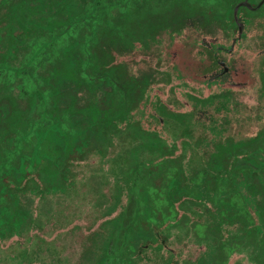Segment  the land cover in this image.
I'll return each mask as SVG.
<instances>
[{"label": "flooded vegetation", "instance_id": "flooded-vegetation-1", "mask_svg": "<svg viewBox=\"0 0 264 264\" xmlns=\"http://www.w3.org/2000/svg\"><path fill=\"white\" fill-rule=\"evenodd\" d=\"M149 1L152 0H139V5ZM156 1L160 4L163 0ZM176 1L189 12L157 10L151 13L149 21L136 20L142 24L136 23L135 31L128 22L117 28L114 23L121 16L113 12L117 19L102 27L111 29L117 41H98V59L95 57L98 54L91 48V41L98 32V21L88 27L89 34H84L82 29H77L76 34H65L68 14L57 25L46 28L45 31L52 34H64L63 38H76L72 45L78 74L69 85L59 87L62 92L74 89L76 96L70 103L55 104L57 112L53 113L50 89L46 85L40 86L42 75L26 90L21 91L15 84L18 93L31 95L28 98L29 113L21 121L15 120V171L19 175V159L27 153L28 158L23 160H28L37 169L44 160L57 177L62 179L66 174L77 177L76 167L88 161L78 154L87 150L88 141L95 142L96 139L95 135L78 133V128L87 122L88 116L96 111L99 113L100 105L116 89L117 103L115 101L110 111L112 117L104 121L98 131L103 141L109 140L102 147L101 161L123 154L124 161L119 159L117 162H123L120 167L125 171H129L134 162L140 163V174L145 181L140 187L141 202L137 206L140 217L128 222L158 226L157 239L162 249L169 240L175 246L170 248L173 253L161 249L164 253H151V258L157 264H264V201L246 200L247 191L254 192L251 189L259 188L258 185L264 187V127L259 129L257 126L253 134L247 135L251 142L239 144V147L230 146V149L226 147L222 169L212 172L207 168L208 160L202 158L208 143L214 141L213 136L220 133L222 123H229L228 114L242 113L240 119L255 114L256 121L261 117L263 105L253 100L254 94L253 109L249 112L243 111L242 101L238 99L245 93H253L250 87L258 88L254 76L251 82L231 77L235 71L244 75L243 60L248 63L250 77L253 74L251 68L259 83V76H264V0H228L224 11H216L211 5L205 10H191L189 7L196 0ZM176 8L180 9L179 4ZM131 9L129 6L124 13ZM4 30V27L0 28V31ZM67 44L60 41L53 46L60 49L62 55ZM246 51L249 58L239 56ZM234 52L239 56L238 69H234ZM119 67L121 71L116 74ZM132 67L137 71L134 72ZM122 71L128 86H123L117 78ZM87 83L96 86L94 97H98V103L90 105L93 96ZM259 93L262 95L260 91L255 92V97ZM68 126L76 131L70 139L65 131ZM35 129L39 132L37 138L33 134ZM105 130L108 132L101 133ZM24 131L26 134L21 138L19 135ZM53 131L59 152H45L40 146L41 137ZM120 131L123 135L128 133L130 140L119 148L116 137ZM73 146L77 155L69 160L67 156ZM194 157L200 160L201 169H190L189 162ZM57 164L61 165V170L57 169ZM195 172H198L197 177ZM222 172L236 179L237 184L227 189L219 188L220 195L212 198V187L207 186L208 177ZM120 189L117 187L118 191ZM229 190L238 192L239 202L228 198ZM145 193L152 196L147 199ZM211 204L218 211L212 213L207 208ZM114 207L115 202L111 208ZM149 210H153V218ZM201 213L207 214L208 222L212 223L213 219L219 227L218 235L214 238L211 235L210 241L203 239L205 235L197 237L194 232L207 225L201 219L205 215L199 217ZM111 220L114 224L117 222L115 218H104L99 224ZM162 225L169 230L164 231ZM190 244L196 246V253H190V250L186 253L189 247L185 246Z\"/></svg>", "mask_w": 264, "mask_h": 264}, {"label": "rangeland", "instance_id": "rangeland-1", "mask_svg": "<svg viewBox=\"0 0 264 264\" xmlns=\"http://www.w3.org/2000/svg\"><path fill=\"white\" fill-rule=\"evenodd\" d=\"M17 0H10L8 3H3V1L0 3V28L4 27V31H0V61H6L9 64H17V60L20 59L21 56L26 55L25 49V42L32 39L34 37V34L41 33L45 34V30L47 27H49L51 24L57 25V23L62 19L66 17V15L72 16L79 10V3L78 0H29V2L26 3L25 6L23 5H17ZM15 2V6H14ZM188 2V1H187ZM193 5L192 3H189L190 5H193L192 7H189L191 10H205L208 9V5L213 6L214 10L216 11H224L226 9V4L228 3V0H196ZM179 4V8H176ZM142 5V6H141ZM136 8H133L126 13L122 14L120 17V23L126 26L125 23H130L133 30H136V23L142 24L141 22L137 21H145L148 19V21L151 19L152 15L151 13L155 11H169L171 12L174 9L177 10H183L186 12H189L183 6V4L178 3L176 0H163L160 4L157 3L156 0H152L147 2L146 4L143 3ZM36 6V7H35ZM14 7V8H13ZM31 7V8H30ZM145 12H150L149 14H145ZM51 13V16L49 17V14ZM123 16V17H122ZM128 17V18H126ZM135 20V21H134ZM137 20V21H136ZM49 24V25H48ZM106 24L100 21L98 22V28L96 32V35L94 36V39L91 41L92 45L91 48L95 51V54L98 55L95 56L97 59L99 58L100 54V48L97 47V42H115L117 41V38L112 36L111 29L104 28L102 26H105ZM52 29H58L57 27H53ZM3 33V34H2ZM132 33V32H131ZM26 40V41H25ZM57 42H67V48L66 51L63 52L61 55L60 49L56 50L55 61L50 64L51 62L43 61V67H40L42 69L39 70V74H37L38 78L39 75L43 76V83L40 84V86H48L50 89V96H51V102L54 104V106L51 108V111L57 112L55 104H58L60 102L70 103L73 101V98H75L76 94L74 89H69L67 92H62L59 90V87L63 84L68 83L70 84L71 81H73L78 74V69L75 63V54L73 50L72 43L76 41V38L72 39H66L63 37H58L55 39ZM70 42V43H69ZM94 43V44H93ZM64 44V43H63ZM70 44V45H69ZM250 54L248 51L244 53H239L240 57H246L249 58ZM239 56L237 57V54L235 52L232 54L233 60H234V69H238L239 66ZM95 58V59H96ZM96 59V60H97ZM243 67L245 69L244 75L240 74L238 72H234L231 77L233 80L237 79H245L248 82L252 81V78L254 76L255 80L254 82L258 85V88L255 89V85L250 87L253 93L244 94L243 96H240L238 99L242 101L243 105V111H250L253 109V100H258L263 105V110L261 112V117L255 119V114L250 115V117H247L245 119H240L242 117V113L240 114H228L229 117V123H222L221 130L219 134H215L213 136L214 141H210L204 151L202 152V155L204 157L203 160L207 161L208 169L217 171V169H222L224 165V149L226 147L234 146L239 147V144H244L245 142H251L252 139H250L247 135L253 134L256 131L257 126L259 129L264 127V76H259L260 83L258 76H255L253 69L251 68V72L253 73L251 77L249 76L248 70V63H246L243 60ZM232 67V66H231ZM132 70L134 72L137 71V68H133ZM121 71V68H118V71L116 74H118ZM186 72V68H185ZM122 74L117 75V78L121 80V84L123 86L127 85V77L125 76V73L123 71ZM236 78V79H235ZM40 80V78L38 79ZM15 78L12 79L9 83L7 81L6 76L0 77V169L3 170V164L2 160L5 159V163L9 165L6 168V171L8 172V175L10 177V180L15 183V177H17L18 171H15L17 164L15 159V126L17 125L15 123L16 119H19L20 121L24 119V116L29 113L30 105L28 98L31 96L30 94H24L22 92L18 93L17 87H15ZM125 83V84H124ZM93 83H87V86L89 87V91L91 96H93V99H91V103H98V97L95 96L96 86ZM118 90H114L111 96L106 97V100L102 105L99 107V113L97 111L95 114L88 116V120L86 123H83L81 128H78V133L83 132L82 135H94L96 136L95 142L93 140L88 141L87 143V151L89 153L86 156V159H88L87 162H82L81 165L77 170V174L75 178V182H68L66 183L62 182V179L60 177H57L54 173V170L52 167L44 160L40 163V168H36L35 166L29 169L33 170L34 167V173L38 174L41 178V181H43L44 184V195H42L40 199V203L38 204L37 214L41 216V218L46 217V215L49 213L55 212V210L59 207H57V199H60V189L57 185L63 184L65 186V190H67L66 185H74V189H76L75 197L78 200L77 207H86V204L90 205V203H94L95 207L97 208V213L100 216L104 212L108 211L109 208L112 207V204L116 203V197L119 195V192L117 190V185L114 183H111L109 185H106L109 179L108 176H115L118 174L120 166L123 164V162H117L119 159L123 160V154H120L116 156L115 158L107 159L105 158V161H101L102 154H103V146L106 143H109V140L105 139L104 141L101 139V135L98 132L100 130V126H103L104 121H109L111 116V110L114 107L115 101L117 103V93ZM261 92L255 97V92ZM254 94V98H253ZM253 98V100H252ZM59 105V104H58ZM92 108V107H91ZM90 108V109H91ZM255 109V108H254ZM72 110V108L70 109ZM230 111H232L230 109ZM229 111V112H230ZM235 112V111H233ZM110 116V117H109ZM245 117V116H244ZM240 119V120H239ZM95 122V123H94ZM231 122V123H230ZM99 123V124H98ZM101 123V124H100ZM92 125H95L94 129L91 128ZM100 127V128H99ZM99 128V129H98ZM123 131H120V133L116 137V141L118 143L119 148L124 147L129 142L130 138L127 137L128 133L123 135ZM34 137H38V130L35 129ZM55 131L53 133L46 134L44 137H41V148L45 152L48 151H58V147L55 143V138L57 137L55 135ZM220 140V142L218 141ZM223 141V143H221ZM69 143L67 144V148ZM12 146H14V149L9 153L8 149H11ZM32 148L29 146V149ZM69 150V149H68ZM67 150V151H68ZM26 158H28V154L24 153L22 156L17 159H19L20 163V173L24 174L27 168L30 166L29 164H26V161H24ZM24 159V160H23ZM124 161V160H123ZM18 163V162H17ZM190 169L195 168L196 170L201 167L200 160L196 157H194L193 160L189 162ZM26 167V168H25ZM75 168V167H74ZM201 169V168H200ZM198 172H195V176L197 177ZM212 174V173H211ZM106 176V177H105ZM108 177V179H107ZM209 182L211 183L212 187V195L211 197H216L217 194H219V188L213 186V181L211 178L208 177ZM197 181V178H196ZM0 183L3 184V179L0 178ZM19 193L27 194L30 191V183L29 182H21L19 179ZM57 186V187H56ZM207 186H210V184H207ZM48 187V188H47ZM259 188H252L251 191L246 192V200L248 202H258V201H264V187H261L258 185ZM261 188V189H260ZM47 189V191H45ZM57 192V195L55 194ZM62 193V192H61ZM31 194V192L29 193ZM28 194V195H29ZM108 194L111 195L112 200L110 202L105 203V197L108 196ZM152 196V195H150ZM147 193H145V197L149 199ZM51 197L57 198L56 200L54 198L51 199ZM224 199V197L222 198ZM225 201V200H224ZM223 201V202H224ZM233 201V200H232ZM237 200L236 202H239ZM213 202V200H212ZM89 210H91L93 213H96L95 209H93L92 206H88ZM101 208V209H99ZM208 209L214 213L216 210L218 211V208L215 207V205L211 204L207 207ZM204 206H202V209H207ZM40 209V210H39ZM161 210V209H160ZM158 210V211H160ZM46 211V213H45ZM58 211V210H57ZM157 211V210H156ZM162 211V210H161ZM160 211V212H161ZM208 212V211H207ZM20 217H24V215H21V211H19ZM57 213V212H56ZM149 213L151 218L154 217L153 210H149ZM162 213V212H161ZM37 215V216H38ZM170 215V214H169ZM205 213H201L199 217H203ZM206 217V218H205ZM203 219L207 225H203L201 227L200 231H194L196 232V236L198 237L203 236L204 240H209L211 238V235L213 238L218 235V225L215 224L214 220L212 219V223L208 222L209 216L206 214ZM214 217V216H213ZM13 224H15V218H13ZM98 221L95 222V226L91 224V218L90 216L86 218L85 222L87 223L86 226L88 228L81 227L77 230V228L73 227L72 230H63V231H56L53 234L51 230L52 228H49V232H47L48 237H54L57 242V247H61V251H58L59 253H65L68 256L69 263L71 264H96L95 262L98 261L99 255L101 256L104 249V242L106 239H108V234L112 230L113 227V220L111 222L101 223V226L99 225V220L101 221L104 218L98 217ZM211 219V218H210ZM49 219L47 218V221ZM43 221V220H42ZM45 221V220H44ZM80 221V220H79ZM53 222V220H52ZM181 223V222H180ZM210 223V224H209ZM48 225V223H47ZM46 225V226H47ZM97 226H99L97 228ZM163 230L167 231L169 228L167 226L162 225ZM48 227H45L46 230ZM97 229L94 231H91V229ZM158 226H148L143 225V228H138L137 231H134L130 239L131 242L129 244V252L127 254V259L125 261H121L122 264H157L153 258H151V253H164L162 250H164L166 253H173L170 248H174L175 246L172 243L171 240L166 241V247L165 249H162L159 243V239H157V233L159 232ZM89 230L88 232H86ZM158 230V231H157ZM185 232V231H180ZM52 235V236H51ZM194 238V241L197 239ZM129 239V240H130ZM151 240V241H150ZM172 244V245H171ZM143 247V248H142ZM169 247V248H168ZM185 247H189L186 253H196V246L195 245H186ZM142 248V249H141ZM162 249V250H161ZM169 249V250H168ZM176 250V249H175ZM161 251V252H160ZM5 251H3L1 254L5 255ZM57 253V254H59ZM140 253H145V255H140ZM187 256L189 254H186ZM142 256V257H141ZM147 256V257H146ZM52 260H55L54 257H51ZM234 259V258H233ZM145 262V263H144Z\"/></svg>", "mask_w": 264, "mask_h": 264}, {"label": "trees", "instance_id": "trees-1", "mask_svg": "<svg viewBox=\"0 0 264 264\" xmlns=\"http://www.w3.org/2000/svg\"><path fill=\"white\" fill-rule=\"evenodd\" d=\"M2 1L3 3H8L10 0H0V3ZM16 2L18 6H25L27 2H29L28 4L31 3L29 0H17ZM78 3L79 10L74 15L68 17L65 25V34H76L77 29H82L84 34H89L88 27L93 26L94 22L97 21H101L102 24H106L105 26H109L113 20L117 19L115 15L118 14L120 16L129 6L132 9L136 8L139 5V0H78ZM113 12H115V15H113ZM114 25L118 28L123 24L120 23L119 19ZM52 33L49 31H45V34L36 33L32 39L25 42L26 55L20 57L19 63L9 64L4 60L0 61V77L6 76L8 83L15 78L14 84L21 91L26 90L27 87H33L34 80L39 79L37 74L42 69L40 67H43L42 62L49 60L51 62L50 64H52L55 61L56 48L53 46V43L57 42L55 39L64 35ZM65 131L69 139L76 134V131L69 126ZM107 132L105 130L101 133ZM24 133L26 134L24 131L19 136L23 138ZM13 148L14 146H12ZM8 151L9 153L11 152L10 149ZM86 154L87 150L84 149V152L78 155L86 159ZM76 155L75 146H73L67 157L70 160V157H76ZM3 162L4 169H0V178L3 179V184L0 183V264H71L65 253L58 252L61 251V247H57L55 238L52 235V237H48L47 232H49V228L53 229L51 230V234L56 231L72 230L73 227L77 228V230L81 227L88 228L85 220L89 216L91 218V224L94 226V223L98 221L97 216L117 219V222L113 224L112 230L108 234V239L103 244V253L101 256L99 255L98 261L95 263L122 264L121 261L124 262L127 259L128 253L125 252L128 251L129 244L132 242L130 239L131 234L137 231L138 228H143V225L129 224L128 222L132 218L140 217L137 206L141 202L140 187L144 185L145 181L140 174L139 162H134L131 168H128L129 171H125L124 167H120L118 174L108 176L111 180H108L106 185L114 183L121 188L118 191L119 195L117 196L118 198L114 208L109 209L99 216L97 213L98 207H95L94 203H90V205L86 204V207H77L78 200L75 197L76 189L73 188L74 185H66L68 188L64 191L66 189L65 186L59 184L57 186L60 189V199L51 197V199H57V207L59 208L51 214L48 213L44 218H41L37 214L36 209L39 208L38 204L40 203V199L45 194V187L40 176L36 177L33 172L34 169L31 170L34 164L26 160V164L30 165L27 168L28 170L20 176L17 175L14 183L6 173L5 167L9 165L5 163V159L2 160ZM57 169L61 170V165L57 164ZM19 179L21 182L30 183V191L26 195L19 193ZM211 179L213 186L217 188L227 189L235 187L237 184L236 179H233L230 175L224 174L223 172L218 174L213 173ZM64 180L73 183L77 178L74 175L66 174L64 177L62 176V181ZM65 181L64 183H66ZM208 184L211 186L209 181ZM30 192L31 194H29ZM228 192V198L231 197L233 201L236 202L240 199L237 191L229 190ZM55 194L57 195V192ZM105 198V203L112 200L110 194ZM88 206H92L96 213L89 210ZM19 211H21L22 216L24 215L23 218L20 217ZM13 218H15V224H13ZM47 218L49 219L48 221ZM99 225L101 226V224ZM45 227H48V230ZM94 230L97 229H91V231ZM3 251L6 252L5 255L1 254ZM51 257H54L55 260H52Z\"/></svg>", "mask_w": 264, "mask_h": 264}]
</instances>
